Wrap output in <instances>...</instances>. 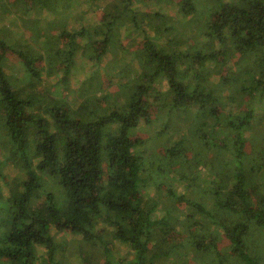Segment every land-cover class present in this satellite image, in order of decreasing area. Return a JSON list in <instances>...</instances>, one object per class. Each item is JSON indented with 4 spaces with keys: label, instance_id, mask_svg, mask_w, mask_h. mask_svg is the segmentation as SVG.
Returning <instances> with one entry per match:
<instances>
[{
    "label": "trees",
    "instance_id": "obj_1",
    "mask_svg": "<svg viewBox=\"0 0 264 264\" xmlns=\"http://www.w3.org/2000/svg\"><path fill=\"white\" fill-rule=\"evenodd\" d=\"M152 1L0 0V264H264V0Z\"/></svg>",
    "mask_w": 264,
    "mask_h": 264
},
{
    "label": "rangeland",
    "instance_id": "obj_2",
    "mask_svg": "<svg viewBox=\"0 0 264 264\" xmlns=\"http://www.w3.org/2000/svg\"><path fill=\"white\" fill-rule=\"evenodd\" d=\"M152 2H153L152 0H134V7L137 9L147 11V12L153 11ZM78 17L83 19V21L85 22L84 25H87V24L96 25V23H98L102 19V14L100 11H98V13H95V14H86V13L81 14V15L78 14ZM65 21H66L65 19L59 18L58 21L50 22L49 31L53 35L58 34V32L63 30V27H64L63 25H64ZM68 25L70 26V28L73 26L79 27V23L75 24V18L74 17L68 22ZM177 36H178L177 32H173L172 34L170 32H168L164 35V37H166V38H170V37L176 38ZM122 40H123V48L125 51L137 52L138 57H143V49L141 47L140 41H138V40H126L125 35L123 36ZM60 45L65 46L66 44L60 43ZM175 49L176 48H174L173 51ZM12 60L16 61V58H12ZM224 63L227 64L226 62H224ZM86 69L87 68L82 67V65L78 62V65L75 69L74 75H76L78 78H80V80H77L76 82L81 81L82 79H84L86 77V75L88 74L86 72ZM216 73H219L218 67L216 68ZM135 93H136V89L133 86L128 87V88H122V87L115 86V87L108 88L107 91L104 93H99V94L91 97V99L89 98L87 100V102H89L91 105H94L97 107L106 106L115 100L129 99ZM68 113L71 116V118H75L78 115L77 111L74 108H72L71 106H68ZM258 114L260 115L259 118H261V119L264 118V107L260 108V111H258ZM171 122L173 123V120H171ZM173 127H174V125H173ZM157 130H158V128L156 129V131ZM197 133H198V131L196 130V128H194L193 134L195 136H197ZM187 145L189 146V143H187L186 146ZM188 146L185 148V150H189ZM252 151H253V149H252ZM146 199H149V197H147ZM196 199L200 203H201V201H205V197H203L202 194L198 195L196 197ZM148 202L149 201L146 202V205L149 208L151 203H154L155 201H153V199H152V201H150V203H148ZM176 207L181 209L182 205L177 204V206H175V208ZM182 209L185 210V207H183ZM179 229L183 230V226H179ZM172 240L174 243H178L179 241L183 242L184 245L182 244V247L180 248V251H179V254L183 255L186 252V249L188 247L187 243H185L186 241H184V236H182V235L178 236V235L174 234L172 236ZM219 248L223 252L224 256H228L230 247L226 244L225 241L220 242ZM179 254H177L175 256V259L180 257ZM193 260H196L197 264H202L206 259L202 255H199L198 257L192 259L191 262H188V264L189 263L195 264L193 262ZM205 263L206 262H204V264Z\"/></svg>",
    "mask_w": 264,
    "mask_h": 264
}]
</instances>
